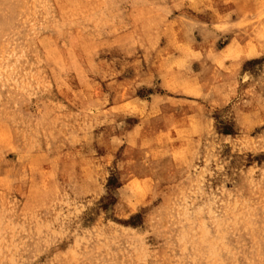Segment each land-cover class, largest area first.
Returning a JSON list of instances; mask_svg holds the SVG:
<instances>
[{
  "label": "rangeland",
  "instance_id": "obj_1",
  "mask_svg": "<svg viewBox=\"0 0 264 264\" xmlns=\"http://www.w3.org/2000/svg\"><path fill=\"white\" fill-rule=\"evenodd\" d=\"M0 264H264V0H0Z\"/></svg>",
  "mask_w": 264,
  "mask_h": 264
}]
</instances>
